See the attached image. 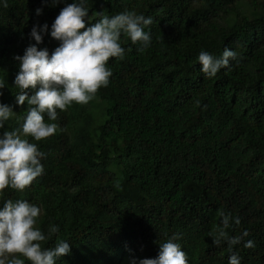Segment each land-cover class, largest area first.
Listing matches in <instances>:
<instances>
[{
	"label": "trees",
	"instance_id": "16d2710c",
	"mask_svg": "<svg viewBox=\"0 0 264 264\" xmlns=\"http://www.w3.org/2000/svg\"><path fill=\"white\" fill-rule=\"evenodd\" d=\"M73 2L0 0V103L15 113L0 134L20 130L27 111L16 101L17 57L31 45L51 54L60 44L51 25ZM85 7L89 23L101 12L152 17L151 43L122 34L125 55L108 62L98 112L87 103L57 110L56 121L45 114L57 133L28 137L45 154L43 174L23 191L6 188L0 207L27 200L41 209L45 235L58 226L44 247L59 238L71 251L56 264H139L173 234L188 264H228L233 253L240 264H264V0H86ZM45 23L37 43L31 29ZM225 48L238 61L205 77L200 52L220 58ZM221 211L240 219L230 236L249 233L231 252L208 235ZM248 240L254 248L244 247Z\"/></svg>",
	"mask_w": 264,
	"mask_h": 264
},
{
	"label": "clouds",
	"instance_id": "9594fccd",
	"mask_svg": "<svg viewBox=\"0 0 264 264\" xmlns=\"http://www.w3.org/2000/svg\"><path fill=\"white\" fill-rule=\"evenodd\" d=\"M47 2V0H44ZM53 4L62 0H51ZM86 0H75L63 7L51 25L50 35L60 41L51 54L47 49L38 50L35 45L26 48L20 60V70L14 84L20 89L16 95L19 105L27 104L26 115L20 130L3 131L0 134V199L6 188L23 191L43 174L41 163L44 153L36 143L47 140L59 130L56 123L49 121L58 119V112L66 111L72 104H87L97 92L107 87L112 72L108 62L112 58L123 59L125 49L121 46V36L126 35L133 44L140 42L144 48L151 43L150 31L146 28L153 24L152 17L137 14L134 10H124L109 16L98 13L100 19L94 23L86 22L88 8ZM39 14L41 9H37ZM48 25H34L30 35L37 42L43 40L42 33ZM143 51V48L139 49ZM238 61V53L225 48L220 58L201 51L198 56L200 71L207 78H214L222 68L230 67L231 61ZM6 81L0 77V89ZM33 89L32 95L26 90ZM3 92L0 91V96ZM12 108L0 103V129L14 116ZM41 209L27 200L6 199L0 207V264H56L58 258L68 255L70 243L57 238L54 247H44L58 226L52 225L48 234L37 226ZM220 225L209 232L212 244L220 246L223 242L231 252L234 245L249 235L244 231L240 236H230L228 229L240 224L239 217L221 211ZM173 234L165 242L159 244L156 258H144L139 264H188L187 254L175 241ZM245 248H254L252 240L244 243ZM22 257V258H21ZM131 264H136L132 260ZM228 264H240V258L233 253Z\"/></svg>",
	"mask_w": 264,
	"mask_h": 264
},
{
	"label": "rangeland",
	"instance_id": "374dc122",
	"mask_svg": "<svg viewBox=\"0 0 264 264\" xmlns=\"http://www.w3.org/2000/svg\"><path fill=\"white\" fill-rule=\"evenodd\" d=\"M89 104L95 112H98L102 108V102L98 98H94Z\"/></svg>",
	"mask_w": 264,
	"mask_h": 264
}]
</instances>
